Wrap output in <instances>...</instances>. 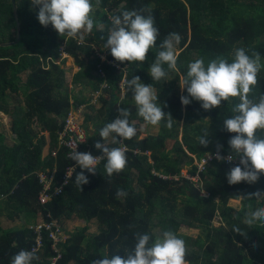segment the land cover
<instances>
[{
    "label": "trees",
    "instance_id": "1",
    "mask_svg": "<svg viewBox=\"0 0 264 264\" xmlns=\"http://www.w3.org/2000/svg\"><path fill=\"white\" fill-rule=\"evenodd\" d=\"M91 3L94 28L86 34L84 43H78L60 37L51 25H40L39 6H33L30 0H0V43L17 41L14 5L20 25L19 42L0 47V126L9 124L13 136V143L8 146L0 134V264H11V258L20 250L31 251L35 247L36 236L30 226L36 219L42 223L56 221L61 231L64 225L76 221L85 227L75 229L55 249L43 232V245L36 252L39 259L32 264H50L55 250L61 256L56 264H91L92 260L113 253L123 256L135 243L134 233H148L155 239L164 230L173 231L185 241L189 264H264V224L244 222L246 213L264 207V199L241 198L257 189L264 190V175L252 185H229L226 173L235 164L213 160L199 173L194 164L214 153L217 144L223 146L221 155L228 154V140L235 134L222 129L223 120L234 115L232 108L239 98H230L206 111L196 101L183 106L180 96L187 93L179 88L190 62L202 58L207 66L209 61L223 58L230 63L234 50L244 48L249 56L260 53L258 84L249 95L258 101L264 93V0ZM140 9L151 10L159 30L156 46L143 63L114 61L109 50L103 49L111 17ZM173 32L181 36L176 70L164 65L167 75L161 81H153L150 66L161 50L159 45ZM64 55L72 58L79 69L71 84ZM133 76L155 89L158 104L175 120L170 129L162 121L156 134L147 133L140 138L148 125L137 116L131 92L124 91L125 79ZM75 88L79 89L77 95ZM86 88L92 91L88 98L82 95ZM94 93L99 94L97 107L90 104ZM82 107L84 111L76 121L86 130L87 138L78 152L101 154L94 147L96 142L103 143L98 130L117 118L118 108L129 109V122L136 127L137 135L123 144L113 143L111 137L104 141L110 147L126 148L127 166L111 177L104 171L105 161L97 165L95 175L84 170L89 183L82 185L80 191L75 175L81 169L67 158L65 148L58 147V133L70 111ZM205 133L210 141L207 147L199 144ZM257 135L264 138V131ZM183 164L190 166L189 178L181 174ZM73 167L75 171L60 196L41 205L37 175L55 171L53 189L60 186L66 170ZM195 175L196 181L191 179ZM118 189L127 195L117 197ZM232 199L240 200L241 208L230 206ZM218 214L223 225L215 227L213 221ZM3 219L7 220V228ZM13 223L20 226L13 228ZM89 224L96 225L97 234L88 233ZM237 228L239 232L234 231ZM196 230L201 234L193 237L187 233Z\"/></svg>",
    "mask_w": 264,
    "mask_h": 264
},
{
    "label": "clouds",
    "instance_id": "2",
    "mask_svg": "<svg viewBox=\"0 0 264 264\" xmlns=\"http://www.w3.org/2000/svg\"><path fill=\"white\" fill-rule=\"evenodd\" d=\"M33 6H39L37 19L40 25L52 29L60 37L77 40L84 43L86 34H91L94 28L92 19L93 5L91 0H30ZM148 14L145 15L144 13ZM159 30L155 26L154 17L150 9L125 10L119 15L111 17V27L108 29L103 49L109 50L114 61L128 64L143 63L149 51L156 46ZM103 39V37H101ZM181 36L179 33H169L159 45V50L150 66L149 75L153 81H161L166 75L164 65L168 69L176 70L178 59L177 46ZM260 53L253 52L252 56L244 48L234 50V59L217 58L209 61L207 66L202 58H198L187 65L186 75L179 82V88L187 95L180 96L183 106L196 101L203 110H211L221 106L222 102L230 98H239L233 108L234 115L223 120L222 129L234 133L228 140L229 152L221 155L222 145L217 144L216 151L208 154L217 161L226 163L234 159L239 163L226 173L229 185L245 182L255 184L261 175H264V138L257 135L264 131V93L258 101L249 98L253 88L258 84V73L261 69ZM125 93L131 92L137 116L142 118L146 125L158 127L162 121L170 129L175 121L170 113L162 110L158 104V95L151 84L145 85L139 76H133L124 81ZM130 111L127 108H118V116L112 122L98 130V136L103 143L96 142L94 147L100 150L101 155L91 152H78L76 147L69 159L75 161L81 171L75 175V184L82 191V185L89 183L84 170L95 175L97 165L104 163V171L108 177L122 172L127 166L126 149L110 147L104 141L112 138L113 143L123 144L137 135L136 127L129 122ZM96 130L93 129V133ZM205 133L199 139V144L207 147L209 140ZM73 172L75 167L72 168ZM69 178V177H68ZM117 197L127 193L118 189ZM242 199H264V190L241 196ZM248 225L259 222L264 224V207H257L254 211L245 214ZM239 232L240 230L234 229ZM135 243L124 255L106 254L102 258L91 261V264H189L186 259L187 247L182 238L173 231L164 230L155 239L148 233H134ZM35 251L20 250L11 258V264H32L38 260Z\"/></svg>",
    "mask_w": 264,
    "mask_h": 264
},
{
    "label": "built area",
    "instance_id": "3",
    "mask_svg": "<svg viewBox=\"0 0 264 264\" xmlns=\"http://www.w3.org/2000/svg\"><path fill=\"white\" fill-rule=\"evenodd\" d=\"M102 58L103 60H105V56ZM98 97H99V94L94 93L91 97L90 104L97 107ZM78 109L76 108L70 111V113L67 115L64 121V126H63L62 131L58 133V147L65 148L68 151L67 158H69L71 152L73 151L75 147H76V151H78L79 145L84 144L87 138L86 130L82 128L81 126L74 123L73 114L75 111L77 112ZM121 147L125 148L124 146H121ZM213 160H216V159L208 154H206L201 159L195 160L194 164L197 167V173L203 171L204 168L207 165H209V163H211ZM217 162H224V161H217ZM224 163L237 165L239 163V160L237 158V159H234L230 163H226V162ZM72 171H73L72 168H68L66 170V173L64 175V178L62 179L60 186L57 188H53V189L51 187H52L55 171H52L50 174H48V172H44V173H39L37 175L38 183L41 186V191L38 197V201L41 205H45L46 203L51 201L53 198L60 196L61 190L67 184V180L70 178ZM186 177L189 178V176H186ZM194 177L198 178V175H195ZM194 177H191V179H193ZM204 195L207 196L206 193H204ZM30 229L34 232L36 236L35 247L31 250V251L34 250L35 253L43 245L42 244V233L43 232L47 234L48 240L52 242V249H55L56 245L64 240L60 225L56 221L42 223L41 225L30 227ZM54 252H55V256L52 259H50V264H56L61 258L57 250H55Z\"/></svg>",
    "mask_w": 264,
    "mask_h": 264
},
{
    "label": "rangeland",
    "instance_id": "4",
    "mask_svg": "<svg viewBox=\"0 0 264 264\" xmlns=\"http://www.w3.org/2000/svg\"><path fill=\"white\" fill-rule=\"evenodd\" d=\"M177 54H179L180 50L178 49V46H177ZM64 59H66V62H65V65H64V68L66 70V73H67V79L68 81L72 82V78L73 76L79 71V69L74 65V61L72 58L68 57V56H65L64 55ZM24 83V82H23ZM23 86V84L21 85ZM72 88V86H71ZM79 89H74V94H79ZM182 91V90H181ZM92 94V91H90L89 89L86 88L85 92L82 94L84 98H88L90 95ZM24 95H25V92L23 90V92L21 93V100H24ZM84 111V107L78 109V111L74 112V123L77 124V117L82 114ZM143 127V126H142ZM158 131V127H154V126H151V125H148L145 132L142 133L140 135V138H144L146 136L147 133H150V134H156ZM0 134H3L5 136V143L6 145L10 146L12 145L13 143V136L11 135L10 133V125H6V126H0ZM193 164V163H192ZM183 169L181 171V174L184 175V176H188V170H189V167L190 166H186V165H182ZM196 179H198L197 177H194L193 180L196 181ZM203 193H206V192H203ZM229 205L236 208V209H239L241 208V201L240 200H230L229 201ZM36 223L35 224H32V226L30 227H33L34 225L38 226V225H41L42 222L40 219H36L35 221ZM6 224H7V220L3 219V225H4V228H7L6 227ZM213 225L215 227H220L221 225H223V222H222V219H221V216L218 214L214 221H213ZM20 226V223H13L12 227L13 228H16V227H19ZM85 227V224L83 222H80V221H76V222H72L70 224H66L64 225V230H62V235H63V239L66 240L68 239L69 235L75 231V229L77 228H83ZM89 227V230H88V233L90 234H97V227L96 225L92 224V225H88ZM188 234H190L191 236L195 237L196 235L198 234H201V232L199 230H196V231H190V232H187ZM202 236V235H201ZM204 237V236H203Z\"/></svg>",
    "mask_w": 264,
    "mask_h": 264
},
{
    "label": "water",
    "instance_id": "5",
    "mask_svg": "<svg viewBox=\"0 0 264 264\" xmlns=\"http://www.w3.org/2000/svg\"><path fill=\"white\" fill-rule=\"evenodd\" d=\"M14 5V4H13ZM14 16H15V19H16V23H17V31H18V38H17V41L15 43H0V47H11L15 44H17L20 40V25H19V20H18V15H17V11H16V8H15V5H14Z\"/></svg>",
    "mask_w": 264,
    "mask_h": 264
}]
</instances>
